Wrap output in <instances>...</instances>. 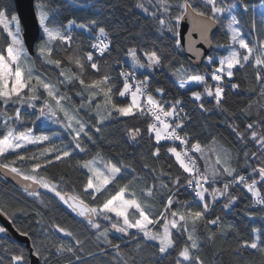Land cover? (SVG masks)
Wrapping results in <instances>:
<instances>
[{
	"label": "snow or ice",
	"instance_id": "snow-or-ice-1",
	"mask_svg": "<svg viewBox=\"0 0 264 264\" xmlns=\"http://www.w3.org/2000/svg\"><path fill=\"white\" fill-rule=\"evenodd\" d=\"M61 7L29 0L21 14L19 0H0V173L22 182L41 206L0 205V216L29 241L16 242L0 224V264H224L223 248L206 249L229 233L238 238L232 264H264V0H134L159 35L145 43L148 37L129 33L122 45L96 19L65 23ZM183 22L191 25L187 38L198 32L193 44L203 42L209 52L190 46L195 60L175 66L163 41L183 52ZM221 34L227 44L218 42ZM120 51L123 57L109 63ZM248 68L254 84L236 79ZM164 69L179 95L156 82ZM229 93L247 103L232 110ZM185 95L201 114L218 110L227 132L202 139ZM119 118L145 121L146 128L126 129L129 140L147 134L151 145L139 170L122 154L115 160L100 150L98 141ZM221 136L233 138L231 147ZM72 161L85 177L80 190L68 177L48 175ZM173 166L178 174L168 170ZM242 198L251 238L241 241L224 217ZM51 205H62L84 232L47 222L43 210ZM29 213L37 235L17 224Z\"/></svg>",
	"mask_w": 264,
	"mask_h": 264
},
{
	"label": "trees",
	"instance_id": "trees-1",
	"mask_svg": "<svg viewBox=\"0 0 264 264\" xmlns=\"http://www.w3.org/2000/svg\"><path fill=\"white\" fill-rule=\"evenodd\" d=\"M55 3L62 5L60 9L59 19L63 20L65 23L69 19H76L77 21H86L89 19H96L101 25L105 26L116 39L114 43L118 42L121 45L127 43L132 36H136L137 33H140L142 36L148 37V40L142 41L145 43H152L155 41V38L159 35L156 31V25L146 17L139 9L134 7V0H54ZM127 29V31H124ZM213 35L214 38L217 33L220 32V29ZM247 32V29H245ZM248 39H253L248 37ZM165 45H167L166 56L171 58L173 55L175 59L172 61L175 66H179L181 63L188 65V61L184 58L183 53L174 48L171 40H164ZM219 43L227 44V38L220 35ZM158 44V42H157ZM159 46V44H158ZM224 51V50H221ZM123 57V52H114L113 57L109 60V63H113L117 57ZM115 66V65H114ZM245 76H247L248 81L255 83L254 80V70L248 68L246 72L241 70V72L236 76V79L239 80L242 84L246 83ZM175 77H172L167 69H164V74L156 78V82L163 84L173 96L179 95V92L182 90H177L173 84L175 82ZM202 91L201 89H198ZM247 94L244 92L240 93V96L244 97ZM172 97H169L171 99ZM184 100V106L189 114L193 118V127L196 128L197 133H202L201 138L206 137L209 132L216 133L217 131L227 132L224 125L218 123L219 120L223 118L222 114L216 110L212 109L211 112L201 114V111L196 107V105L191 101L190 95H185L182 97ZM247 103L246 99H238L232 93H229L227 105L232 110H237L239 105ZM209 108L212 106L210 104L206 105ZM126 121V123L124 122ZM207 124L205 128L204 125ZM111 127L107 128L104 132V137L98 141L100 145V150L104 152L105 155L113 157L115 160L121 159V154L125 162H130L135 164L139 170L142 166L143 161L141 160V154L148 155L151 145L148 140L147 134L138 137L137 142L129 140L126 133V129L132 126H140L142 129L146 128L144 120H135L131 118H119L118 120L111 121ZM48 127L55 128V126L49 125ZM41 126L37 124L36 131H40ZM226 145L231 147L232 137L224 139L223 136L218 137ZM108 140H111L112 143H108ZM95 147V146H93ZM235 151V149H233ZM164 160L167 161V157H164ZM171 162V161H169ZM235 163V161H234ZM202 164V162H201ZM159 167L160 165H156ZM167 165L165 164V167ZM174 174H178L176 166L168 169ZM48 175L54 179L59 180L61 176L69 178V187L73 184L77 190L81 188V182L84 181L85 177L82 175V170L75 168V162L59 164L56 167H50L48 170ZM44 190L41 189V192ZM49 196L51 194H48ZM248 203L247 200H243L239 205L237 211H233L230 215L224 217L227 222L234 223L239 230V240H245L251 238L250 233V222L248 218L244 216L243 209L244 205ZM0 205H7L6 210L11 211L13 207L26 206L28 208H40V204L35 201L32 197H29L25 192L14 188L8 181H6L2 176H0ZM63 206L51 205L48 209H44V214L46 221L50 222L55 220L62 225H65L73 230L79 229L81 233L84 232L83 226L75 223L72 214L63 211ZM250 211H256L255 208H250ZM219 212V209H217ZM32 214L18 216L17 224L24 230L32 231L33 235L39 234V226L35 224V220L31 218ZM257 224L260 221L256 222ZM46 228V224H45ZM50 231V230H49ZM228 240L218 241L215 245H212L206 251L210 254L213 251H220L222 248L224 264H232V247L237 246L238 238L234 233L228 234ZM43 237L41 236V239ZM90 248L94 249L93 244H89ZM150 251V250H149ZM248 253L245 252V256ZM165 264H171L170 261H165Z\"/></svg>",
	"mask_w": 264,
	"mask_h": 264
},
{
	"label": "water",
	"instance_id": "water-1",
	"mask_svg": "<svg viewBox=\"0 0 264 264\" xmlns=\"http://www.w3.org/2000/svg\"><path fill=\"white\" fill-rule=\"evenodd\" d=\"M20 3V12L21 14L25 13L29 9V0H19ZM191 25L187 22H183L181 26V44L184 47V51L181 52L183 53L184 58L188 61H194L195 56L193 55L192 52H189L187 49L192 46L194 48H198L204 51L205 55L209 52V49L206 47V45L203 42L199 43H194L195 41H201V36L198 32H192L191 39L187 38V32ZM219 27H216L213 29V35L218 31ZM0 176L4 178L6 181H8L11 185L14 186V188H17L21 191H23L22 187V182H18L16 179H13L12 176H8L7 178L3 177L2 173H0ZM24 192V191H23ZM0 224L5 225L9 229V235L11 236L12 239H14L16 242L28 245L29 241L27 240L26 237L20 236L18 233L15 232V230L12 228L10 224H8L7 220L0 216ZM35 259V258H33Z\"/></svg>",
	"mask_w": 264,
	"mask_h": 264
},
{
	"label": "rangeland",
	"instance_id": "rangeland-1",
	"mask_svg": "<svg viewBox=\"0 0 264 264\" xmlns=\"http://www.w3.org/2000/svg\"><path fill=\"white\" fill-rule=\"evenodd\" d=\"M183 91V90H182ZM51 126H54V125H51ZM56 127V126H55ZM31 147V146H30Z\"/></svg>",
	"mask_w": 264,
	"mask_h": 264
},
{
	"label": "built area",
	"instance_id": "built-area-1",
	"mask_svg": "<svg viewBox=\"0 0 264 264\" xmlns=\"http://www.w3.org/2000/svg\"><path fill=\"white\" fill-rule=\"evenodd\" d=\"M178 143V142H177Z\"/></svg>",
	"mask_w": 264,
	"mask_h": 264
}]
</instances>
